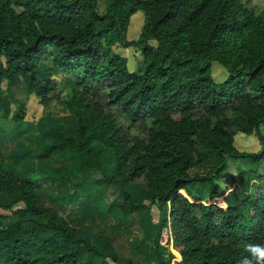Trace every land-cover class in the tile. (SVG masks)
Instances as JSON below:
<instances>
[{
	"label": "trees",
	"instance_id": "trees-1",
	"mask_svg": "<svg viewBox=\"0 0 264 264\" xmlns=\"http://www.w3.org/2000/svg\"><path fill=\"white\" fill-rule=\"evenodd\" d=\"M97 1L0 0V117L33 130L11 93L17 81L43 106L54 97L74 117L68 124L63 113H49L32 169L22 163L24 152H0V209L9 211L0 214V264H134L101 252L88 228L54 212L44 195L69 204L79 196L121 220L142 211L143 223L154 205L150 242L136 250L156 264H170L171 253L163 259L157 250L163 227L179 254L173 264H256L246 246L264 245V5L255 12L242 0H102L98 10ZM136 10L139 32L126 39ZM116 43L139 48L138 70L127 69ZM211 60L226 69L223 80L212 79ZM52 74L61 75L60 97ZM233 115L244 118L242 132H254L256 151L234 147ZM132 125L142 134L130 133ZM105 153L111 171L89 181L92 170L106 167ZM50 157L65 161L63 175L42 165ZM228 157L247 167L229 175L236 185L221 204L217 180ZM48 178L64 184L61 195L44 193L39 181ZM107 183L119 201L103 199ZM129 184L141 186L143 197ZM192 184L206 185L205 196Z\"/></svg>",
	"mask_w": 264,
	"mask_h": 264
},
{
	"label": "rangeland",
	"instance_id": "rangeland-1",
	"mask_svg": "<svg viewBox=\"0 0 264 264\" xmlns=\"http://www.w3.org/2000/svg\"><path fill=\"white\" fill-rule=\"evenodd\" d=\"M242 2L255 12H257L264 5V0H242ZM97 8L98 10H102V0L97 1ZM142 18L143 14L141 10H136L129 16L125 31L126 39H132L137 36L142 23ZM112 50L119 53L120 55L125 56L126 67L128 70L132 71L139 69L142 57L138 47L132 45L123 46L119 43H116L112 45ZM41 65L46 67V63L44 61L41 62ZM209 71L214 81L223 80L227 74L226 69L215 60H211L209 62ZM60 76V74H52L50 76L58 83L57 88L55 89V94L59 97L64 93V88L61 86L62 83L60 81ZM2 86H4L3 83ZM11 93L18 100L23 102V121L25 124L30 125L33 130H30L32 132L23 129L20 130L22 125L13 122L9 116L6 118L0 117V126L5 128L3 132L4 138L0 141V152L5 155L13 150L17 152H24L26 157H24L22 160L23 165L30 167V165H27V163H32V168H34L36 166L34 157L35 152L37 151V147L41 145L37 137L39 136L40 131L45 128L49 118H51L49 113H63L68 124L74 122V117L69 112H64L61 108V105L54 97H51L46 106H43V104L39 102L38 98L33 93L27 92L24 87L21 86L19 81H17L12 86ZM98 95L103 100V90H100ZM14 107L15 104L11 103L10 110L14 109ZM111 109L115 112L113 108ZM116 116L120 121L124 122V124L127 123L119 114H116ZM244 124V118L242 116H232V123L229 126V129L233 132L232 143L237 150L247 152L256 151L259 148L258 140L254 132L244 133L240 130V127L244 126ZM258 130L264 134V122H260L258 124ZM129 132L141 135L142 126L132 125ZM103 158V166L106 167L91 171L88 175L89 181L101 178L104 176V174H108L111 171L112 166L110 155L105 153ZM64 162L65 161L63 160L50 157L45 161V163H42V165L46 166L51 175L57 176L58 174L53 170H58L59 168L62 169ZM237 167H247L245 159L228 157L226 168L222 172L221 177L217 180V183L221 189V194L217 198V201L221 204H223L224 195L236 185L234 183H229L228 177L230 174L237 171ZM70 180L76 181L77 177H71ZM39 182L45 194H47L49 191H52L54 195H61L64 190V184L58 182L57 179H41ZM128 186V189L131 191L132 195L138 198L143 197L144 190L141 188V186L137 184H129ZM191 187L201 197L205 196L207 188L206 185H202L199 188L198 186L192 184ZM91 191L95 193L96 188L95 190L92 188ZM102 197L106 202L111 200L117 202L120 200V195L116 186L111 183H107L104 186V190H102ZM77 200V203L70 205L68 203L62 204L63 202H61L57 197L56 199H51L47 195H44L42 199L44 204L50 206L54 212L64 216L71 224L78 227H86L85 229L88 228L90 237L94 239L98 249L101 252H116L120 256L130 258L134 264H156L152 258L145 259L143 258V255L136 250L137 245L143 242V240L144 242H150L147 240L148 235H151V232L153 233V224H155L158 219V210L154 205L150 207V217L148 221L143 223L140 221V218H142L144 215L142 211L133 212L125 220H121L119 213L112 215L107 212H102V210L95 205L81 203V197ZM8 212V210L0 209V214L2 215L6 216ZM10 218L11 216L9 215L5 219L7 220ZM117 218L119 220H117ZM116 221H119L117 227L114 225ZM124 228H127L128 231H124ZM157 244V250L160 252L163 259L167 258L168 252L171 253V257L169 256L170 264H173L175 260L179 259V254L171 244L169 232L167 231L166 227L161 228L158 234Z\"/></svg>",
	"mask_w": 264,
	"mask_h": 264
},
{
	"label": "clouds",
	"instance_id": "clouds-1",
	"mask_svg": "<svg viewBox=\"0 0 264 264\" xmlns=\"http://www.w3.org/2000/svg\"><path fill=\"white\" fill-rule=\"evenodd\" d=\"M246 250L251 253L256 264H264V245L249 243Z\"/></svg>",
	"mask_w": 264,
	"mask_h": 264
},
{
	"label": "crops",
	"instance_id": "crops-1",
	"mask_svg": "<svg viewBox=\"0 0 264 264\" xmlns=\"http://www.w3.org/2000/svg\"><path fill=\"white\" fill-rule=\"evenodd\" d=\"M24 157H26L25 155L23 156V159H24ZM30 162V161H29ZM23 163V162H22ZM65 163V162H64ZM64 163H63V166H64ZM27 165H30V167L29 166H27L28 168H30V169H32V163H27ZM62 165V164H61ZM63 166H62V169H63ZM62 169H58V170H53L55 173H57V174H60V175H63L64 174V169L62 170ZM93 171V170H92ZM71 177H77V179H78V176H74V175H72V176H70V178ZM77 198L76 199H78V198H80L79 196H76ZM77 202H78V200H77ZM62 204H66V203H62ZM69 204V203H68ZM75 204V203H74ZM74 204H70V205H74Z\"/></svg>",
	"mask_w": 264,
	"mask_h": 264
}]
</instances>
